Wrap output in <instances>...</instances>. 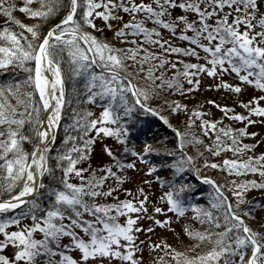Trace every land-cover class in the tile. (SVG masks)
Here are the masks:
<instances>
[{"label":"snow or ice","instance_id":"obj_1","mask_svg":"<svg viewBox=\"0 0 264 264\" xmlns=\"http://www.w3.org/2000/svg\"><path fill=\"white\" fill-rule=\"evenodd\" d=\"M45 2L47 7L43 6ZM29 3L30 0H25L21 10L30 17H47L56 10V7L60 6L59 0H55V3L53 0H41L39 9L28 7ZM177 3L179 8L194 13L195 19L189 20L185 15H178L173 19L169 10L177 6ZM262 5H264V0H179V2L178 0H151L149 3H145L144 0H139V2L137 0H119V2L117 0H68V10L63 19L49 28L42 39H39L40 33L36 30L37 25L23 24L18 19L14 20L15 24L26 28L33 39L37 40L36 46L22 32H13L7 26L0 29V39L7 41V43L0 44V70L7 71L10 65H14L28 72V76L23 81H13L5 87H0V125L4 126L0 128V137H3L0 139V170H2L0 179L3 181L0 190L6 189L11 193L14 188L19 187V191L14 195L0 200V213L17 209L18 205L26 206L25 211L0 219V233L4 236V239L0 241V249H4L8 244L15 245L14 259H10L7 255H0V264H18L19 261H23L24 264H38V260L41 259L45 264H88L89 258L95 257H106L108 260L118 258L128 264H140L141 257L134 255L139 249L133 243L137 241L133 233L139 232L143 226H135L137 216L128 215L123 224L117 222L116 217L121 213H147L145 206L147 196L137 201L124 199L116 203L96 202L95 197L111 195L113 192L112 188L101 190L100 186L105 183V177L115 176L116 187H119L125 177L116 175L110 167L104 171L103 176L96 175L95 170L87 177L81 175L86 169L75 167V165L79 159H87L86 150L91 151L92 137L84 139L82 135L83 142L77 144L75 143L76 137L65 136L66 146L63 151L57 153L56 157L58 161L56 167L62 168V177L58 187L49 188L54 201L44 214L37 217L35 209L39 207V204L35 200L26 201L24 199L27 194L37 191V185L44 187L37 180L38 176L51 173L48 156L52 144L49 141L55 140L54 129L60 121L62 107L65 103V71L70 73L72 78L81 76L87 78L84 87L88 93V101H93L96 97L105 101L101 105L102 111L98 119L88 120L82 125L81 121L84 118L77 117L76 127L81 128L85 134L94 129L96 133H103L105 136L115 135L118 140H124L129 130L124 127L120 118L130 114L132 110L127 93L131 94L135 105H139L148 112H153L154 109L148 107L146 101L154 89L163 87L165 84L169 87L173 84L179 87L175 76L171 80H164L162 73L161 76L155 75L157 69H162L165 64V57L162 53H185L197 56L199 59L195 48L173 47L168 44V41L162 37L158 26L197 45L206 53L205 59L211 66L201 63H185L183 72L179 73L185 79L194 74L189 69L198 70L195 71L197 76L200 71H205L212 76L216 73L217 67L224 71L230 68L241 81L254 84L256 88L264 90V11H260ZM14 6L5 3V0H0V13L5 14L8 20H13L11 12ZM99 8L103 10L95 11ZM78 9H82L79 19L76 18ZM121 10L128 13L131 18L116 30V35L120 37L131 35L133 40L130 43L135 45L134 47L117 49L90 32L82 30V24L96 27L93 23V13L95 17H101L107 22L110 18L120 19L116 13ZM137 13L143 15L138 18L135 15ZM230 15L232 16L231 21H229ZM213 17H215V22L209 23L210 18ZM148 20L152 21L153 27L146 26ZM181 24L182 28L177 31ZM241 25L244 26L243 29ZM108 27L111 28L112 25L108 24ZM187 30H191L192 34H186ZM137 35L142 41L160 47L162 52L153 53L144 48L143 44L137 45L134 39ZM22 40L23 43H21ZM202 40H207L208 43H203ZM213 41H216L214 45ZM64 51L68 53L66 67H62L61 63ZM126 60L132 61L133 66L129 67L125 63ZM28 62H34V64ZM145 64L148 67H143ZM94 65L102 70L100 72L92 70ZM169 67H176V64H169ZM138 73H143L147 87H139L133 83L138 78ZM157 79H160V84L155 83ZM189 82L193 84V87L198 84V81L189 80ZM221 85L239 91L238 86L229 85L225 81L216 87ZM26 86L34 88V91L39 94L38 102L33 99V91L27 90ZM9 96L16 99L15 105L9 101ZM259 99H264V97H253L248 103L251 104ZM17 105L22 107L18 108ZM121 107L124 109L123 112L118 111ZM182 107L184 106L177 104L172 111L175 112ZM218 107L223 108L226 114L230 111L226 105ZM41 109L47 110L45 113L46 127L43 126L45 121L41 119ZM248 112L264 115V107L256 104L254 107H248ZM86 115L90 116L91 113H86ZM196 115L200 113L197 111ZM233 116L237 120L254 122L240 113H233ZM161 119L167 123L165 117ZM105 122L111 124L120 122V125L105 127ZM191 123L192 120L189 118V124ZM25 124L29 125L27 129L24 128ZM98 124L100 127H96ZM11 125H16V127L13 128ZM201 125L207 128L215 127L212 121L201 120ZM220 131L232 134V143H223L221 146L220 138L217 136L215 145H205L208 148L215 147L213 155L220 152L222 148L230 149L235 153L253 147L252 144L237 143L240 136L255 135V133L246 132L243 127ZM26 132L31 135L25 134ZM33 135L35 137L34 146L31 152H28L23 147V142L32 140ZM176 135L179 138L178 147L181 149L185 143L199 142L198 137H192L191 140L182 138L190 134L177 131ZM68 141L73 142L74 146L68 147ZM105 151L112 155L106 145ZM151 151L156 150L145 144L143 152ZM133 154L141 155V157L143 155ZM176 156L177 159L171 163V167L176 170L175 174L182 173L184 169H191L200 180L212 186L215 202L211 207L219 209L225 204L227 207L221 221L219 218L214 219L210 210H201L196 204H191V208L195 210L194 214L201 219V222L207 220L214 228L219 227L222 222L225 226L219 232L193 231L185 226V231L189 236L200 242L208 240L211 247L193 257L184 256L175 249L171 254L178 260L183 256L182 264H264V233L254 231L244 223L242 217L232 210L233 205L227 202V198L223 196L215 180L199 175V170L191 164L193 156L182 152H177ZM145 162L142 158L141 163ZM114 163L117 168L135 167L132 163L124 165L116 160ZM203 163L212 168H223L235 175L258 173L264 177V152L255 156L249 155L244 160L225 157L221 164L207 159ZM157 167L158 165L152 164L147 167L146 171L153 173ZM69 173L79 177L81 183L70 182ZM157 179L161 184H165L160 177ZM167 186L168 191L163 193L161 199L166 200L168 208L153 207L152 211L154 213L173 211L182 214L189 205L182 203L179 198L180 193L190 185L177 184L169 180ZM234 187L239 191H234L233 195L237 197V202L241 203L244 200L243 193L247 189L264 188V182L254 179L243 180L239 183L234 182ZM138 191L143 192V189H138ZM85 213L92 218H87ZM25 215L32 217V224L24 225L23 228L14 231H5L10 224L18 225ZM219 216L220 213L217 212V217ZM153 219L156 225L161 226H164L168 220L167 217L164 220ZM77 228L88 236L87 240L76 231ZM37 230L42 233L40 239L33 236V232ZM144 231H151V229L145 228ZM63 236L71 238L68 244L63 245V248L79 249V262L61 249L60 239ZM121 240L124 242L121 243ZM151 246L159 247V245ZM164 247L171 246L165 244ZM247 250H250V254L245 259ZM57 255H59V260L54 259Z\"/></svg>","mask_w":264,"mask_h":264},{"label":"trees","instance_id":"obj_2","mask_svg":"<svg viewBox=\"0 0 264 264\" xmlns=\"http://www.w3.org/2000/svg\"><path fill=\"white\" fill-rule=\"evenodd\" d=\"M145 1V0H144ZM55 3V0H53ZM151 0L145 1V3H149ZM179 2V0H178ZM5 3L8 4H13L15 5L12 8V17L14 18L13 20H8L7 16L3 13H0V29L3 27L7 26L9 30L13 32H22L24 36L33 43L34 46L37 44V40L33 39L31 36V33L27 31L26 28L20 27L19 25L14 23V20L18 19L20 20L23 24H34L37 25V31L40 33L39 39H42L43 35L46 34L47 29L50 25L56 24L59 20H61L65 13L67 12V4L68 0H59L60 6L56 7V10L52 12L51 15L47 17H30L27 15L26 12L22 11L21 8L25 3V0H5ZM44 7H47V3L43 5ZM28 7L32 9H39L41 8V0H30V3L28 4ZM102 8L96 9L95 11H102ZM260 11H264V5L261 6ZM82 13V9H78V12L76 14V18L79 19V15ZM170 16L174 19L178 15H185L189 20H194L195 19V14L192 13L191 11H185L184 9L179 8L178 3L177 6L171 8L169 10ZM117 16L120 17V19H109L107 22H105L101 17H95V13H93V23L96 25L95 28L88 26V25H83L82 22V30L90 32L92 35L96 36L100 40L106 41L108 37H110L111 41L108 42L111 44L114 48L117 49H124L126 47H134L135 45L131 44L130 41L133 40V37L131 35H128L126 37H120L116 35V30L121 27V25L129 20L131 17L128 13H124L122 10L118 11L116 13ZM138 18L141 17L140 13L135 14ZM232 16H229V21H231ZM215 22V17L210 18L209 23H214ZM198 23V21H197ZM254 23V21H253ZM108 24H111L112 27L109 28ZM146 26L147 27H153L152 21L148 20L146 21ZM159 31L162 35V37L167 40L168 42L170 41L166 37L168 36L167 33H171L168 29L163 28L162 26H158ZM243 25H241V29H243ZM182 28V24L179 26L177 29ZM258 30V29H254ZM167 32V33H166ZM186 34L191 35V30H187ZM171 36L173 39H176V35H173L171 33ZM176 37V38H174ZM179 37V36H178ZM136 44H143L144 48H147L149 51L153 53H161L162 49L158 46H154L150 43H146L140 39V36L137 35L135 38ZM259 39V38H257ZM201 42L203 43H208L207 40H202ZM216 41H213L212 44L214 45ZM7 43V41L0 39V44ZM23 43V40L21 41ZM82 44V43H81ZM166 46V45H165ZM168 46V45H167ZM166 46V47H167ZM171 46L173 47H192L197 50L198 57L197 56H192L190 54H185V53H173V52H165L162 53L165 57V64L163 66H168L169 64H176V67H173L175 69V76L176 80L178 81L179 87L177 88L175 84H173L172 87H169L167 84H165L163 87L156 88L154 89L151 94L149 95L146 103L148 107L154 109L153 112H148L145 109H142L139 107V105H135L133 98L131 97L130 93H127L126 95L128 96L129 100V105L132 106V110L130 114L128 115H123L120 118V121L123 122L124 127L128 128V139H136V135L138 134L136 129H139V135L144 134V137H151V138H157V136L161 135L164 138H167L166 143L172 142L170 139L173 138V134L169 130L164 129L163 126H173L177 131H179L182 134H190L182 137L185 140H191L192 137H198L199 142H193V143H187L189 146L186 147V143L184 144L183 147L187 148V150H191L190 148H193L194 150L190 151V156H198L197 152H199L200 160L199 162L196 161V159L191 161V164L199 170V175L201 176H208L211 177L213 180L217 182V184L220 186L221 193L224 195H227L228 202L233 205L232 210L235 211L238 215H240L243 219L248 218V214L244 213V210H238L237 206H234V204L231 201L230 198V193L233 190L239 191V189L234 187V182L239 183L243 181L244 179H248L247 177H251L250 179H254L258 182H264V177H261L258 173H243L241 175H235L234 173H230L223 168H219L217 171V168H212L210 165V169H207V166L204 165L203 161L205 159L209 161H214L217 164H221L224 160L225 157L228 159H240L244 160L247 159L249 155L255 156L258 155L259 153L264 152V146L260 151H257L254 146L255 143H253L248 136H240L239 141L237 143H245V144H252L253 147L251 149H246L241 152H233L230 149H223L213 155V152H215V147L208 148L205 147V145H215L216 144V137L219 136L220 138V143L221 146L223 143H232L231 140V135L232 134H225L222 133L220 128L226 127L227 124H219L217 126L215 124L214 128H211V130H214L218 128V133L216 132L214 134L213 138H207L206 133L208 131L207 127H202L201 125V120H198L195 115L196 112L198 111L200 115H202L204 121H212V122H217L216 120H221L223 121L222 116L219 113H212L211 110H213V105L212 100L209 98L208 93L212 90V85H220L222 82V76L216 73L212 76H209L207 72L205 71H200L199 75H195V71L198 70H192L189 69L190 72H193L194 74L188 78L185 79L183 75L179 74L183 72V67L185 63H201L205 64L206 66H211L209 62L205 59L206 53L203 51V49H200L197 45L191 44L189 41L183 40L181 38H177L176 41H171ZM86 47V46H85ZM142 51V50H140ZM63 59L61 61L62 67H66V61L68 60V53L67 51H64L62 53ZM89 56H91L89 54ZM139 59V56L137 57V60ZM28 63H33L34 62H28ZM126 64L129 65V67H132V61L126 60ZM138 66V65H137ZM227 64H225V67ZM143 67H148L147 64H145ZM96 72H100L102 70L100 67L93 66V69ZM243 74V73H241ZM236 75V73H235ZM28 76V72L25 71L24 69L15 67L14 65L9 66V70L4 71L0 70V87H5L6 84H11L13 81H23L26 77ZM157 76H161V74L157 73ZM166 78H163L164 80H171L172 77L170 75H166ZM214 77V78H213ZM238 78V77H237ZM250 78V77H249ZM86 77H75L72 78L70 73L65 71V88H66V94H65V103L62 107V115L60 118V121L57 124L56 130H55V140L52 141V147L49 149V156H48V162H49V167L51 168V173H45L43 176H40V182L44 185V187H38V191L34 197L28 200H35L38 204L39 207L35 209L36 216L39 217L42 214H44L48 208L49 205H51L54 201V197L52 196L51 192L49 191V188H56L60 184V180L62 177V168H57V153L61 152L64 150L66 146L65 142V136L71 135L76 137L75 143L79 144L82 143L83 141L81 140V136H84V139H87L88 137H92V143L90 145L91 151H87V159H79L78 163L75 165V167H80L86 169L81 175L87 177L89 174L95 170L96 175L98 176H103L104 171L110 167L112 172H115L116 175L118 174L117 171L127 172L123 168H117L115 166L114 160L119 161L120 163L127 165L128 163H124V159H119L116 155L112 153L108 157V161L105 163H101L100 165H93L92 162V155H93V150L96 145H100V136H102L103 133H96L95 130L87 131L86 134L81 130V128L76 127V122H77V117H83V121H81V124H86L88 120L91 119H98L99 114L102 111L101 105L105 102L101 100L99 97H96L93 101H88L87 100V90L85 89L84 85L86 82ZM202 79H208L210 83L206 86H202L201 82ZM251 79V78H250ZM189 80L192 81H199L198 84L193 87V84L189 82ZM133 83H136L139 87H143L142 85L145 84V80L143 79V73H138V78L133 81ZM156 84H160L161 81L160 79H157L155 81ZM247 83V82H246ZM248 84V83H247ZM246 85V84H245ZM254 85V84H253ZM14 86V85H13ZM255 86V85H254ZM27 87V86H26ZM221 87V86H220ZM23 90V89H22ZM27 90H32L33 91V99L35 101H39V96L38 93L34 91V88L32 87H27ZM191 90H193L194 93H189ZM198 91L203 92L204 94L201 97L204 98H198L196 96V93ZM7 95V92L5 93ZM185 94L189 95L191 99L186 103L182 108H178L179 110H184L182 111L186 117L181 118L178 116L179 120L177 121L178 124H176L174 121L170 120L171 117L174 115H178L181 113V111H172V108L175 107L177 104H180V100H182L183 96ZM206 94V96H205ZM9 101L12 104H16V99L12 96H9ZM238 98V97H237ZM238 102L237 104H242V99H237ZM144 102V101H142ZM190 102H192L190 104ZM17 107H22L21 105H17ZM192 107V112H191V120L194 123L189 124V113L188 110L189 108ZM123 107H121L118 111L123 112ZM42 109H41V116H42ZM86 113H91L90 116L86 115ZM161 117H165L167 120V123L165 120L161 119ZM186 118L188 119L187 124L185 123ZM197 121V124L195 123ZM107 126L105 127H118L120 125V122H117V124H111L109 122H105ZM3 125H0V128H3ZM11 127L15 128L16 125H11ZM29 125L25 124L24 128L27 129ZM96 127H100V125H96ZM231 129H239L237 126H231ZM228 128H225L227 130ZM213 133V132H212ZM25 134L31 135V133L26 132ZM264 136H260L259 138L255 139V141L259 142V140L263 139ZM261 138V139H260ZM0 139H3V137H0ZM34 141L35 137L33 135V139L29 141H24L23 142V147L25 148L26 151L31 152L33 146H34ZM114 141L116 144H118L121 140H118L116 137L114 138ZM208 142L205 144V142ZM160 142V139H159ZM114 143V144H115ZM161 149L155 151L156 153L154 154H147V155H141L139 156V161L143 158L145 163L148 165L156 164L158 167L154 170L153 173H149L150 176L155 178L159 184L160 181L157 179V177H160L165 181V184H161L160 186L164 188V186H167V181L172 180L177 184L184 183L190 185L189 188H185L183 192L180 193V199L182 203L188 204L189 207L186 208V210L182 213L188 214L190 218L194 217V222H196V231L199 232H204L205 230L209 232H219L223 230V227L225 226L223 222L219 227H212L210 225V222L207 220H204V222H201V219L197 218V216L194 214V209L191 208V204H196L201 210H210L213 214L214 219H221L223 217V213L227 207V204L221 205L219 209L212 208L211 205L215 202V196L213 194V189L210 184H203L202 182L197 181L192 173L191 169H184L182 173L175 174L176 170L171 167L172 161L177 159L176 153L178 150L176 149L177 145L174 143H168V144H163L161 141ZM68 147H72L73 142L68 141L67 142ZM235 147V145H233ZM112 152V151H111ZM164 165V166H163ZM170 165V166H169ZM204 166V167H203ZM169 167L168 171L167 169ZM127 169L128 167L125 166ZM163 170H165L168 173V176H164ZM2 172V170H0ZM124 174V173H123ZM175 174V175H174ZM198 177V176H197ZM105 183L100 186L101 190L104 191L107 188H112L113 192L111 195L107 196H97L95 197V200L97 203H116L121 200H119V196L116 195L115 193L118 194L120 192H129L125 188L120 187L121 183L125 181L123 179L119 187H116L117 181H114L115 176H110V177H105ZM69 180L72 183H81V180L79 177H77L73 173H69ZM76 181V182H75ZM3 181L0 179V186H2ZM19 191V187H16L12 190L11 193L7 192L6 189L0 190V200L6 199L9 195H14L15 192ZM245 192H249L247 189ZM244 192V193H245ZM243 193V194H244ZM232 194V193H231ZM256 194V196H255ZM261 194V195H259ZM233 195V194H232ZM252 197L248 199L247 204L250 205L251 207H256V208H264V188L259 189L258 192L254 193V195H251ZM87 199V197H85ZM27 201V200H26ZM239 207V206H238ZM26 206L25 205H18L17 209H11L8 210L7 212L0 213V219L6 218L8 216L13 215L14 213L17 212H22L25 211ZM240 208H242L240 206ZM239 208V209H240ZM114 211V210H113ZM217 212L220 213V216L217 217ZM176 213V212H174ZM126 214L121 213L116 217V220L118 221L119 218L124 217ZM181 215V214H180ZM187 217V216H186ZM190 222L192 227L194 228V222ZM33 220L30 215H25L20 221L19 224H10L6 227L5 231H9L13 228L17 230L18 228H23L24 225H30L32 224ZM198 222V223H197ZM188 223L185 224L187 226ZM184 226V227H185ZM259 226H264V223L259 224ZM185 229V228H183ZM263 229V228H262ZM254 230V229H253ZM80 235L83 236V238L86 240L88 239V236L84 235L80 229H76ZM260 231V230H259ZM264 233V232H262ZM33 236L36 239H40L42 236V233H40L38 230L33 232ZM65 238L69 239L70 237L64 236ZM192 240L194 242V245L189 248L187 251L185 250V254L188 257H193L198 254H200L203 251H206L208 248L211 247V243L208 240H205L203 242L198 241L197 239L192 237ZM63 245L60 241V246L63 251H65L68 255H71L74 259H76L73 254H71V249L70 248H63ZM153 245V244H152ZM78 249V248H77ZM79 250V249H78ZM178 251V250H176ZM182 252V249L179 250ZM149 252L150 255H153L154 258L157 257L156 260L153 261L151 264H181L179 260L175 259V257L171 254L172 249L171 248H161V247H152L151 245L149 246ZM250 253V250H247L246 256ZM165 254H168L169 256H163ZM0 255H5L4 250L0 249ZM185 256V255H184ZM54 259L59 260V255L55 256ZM77 260V259H76ZM38 264H45V262L41 259L38 260Z\"/></svg>","mask_w":264,"mask_h":264},{"label":"rangeland","instance_id":"obj_3","mask_svg":"<svg viewBox=\"0 0 264 264\" xmlns=\"http://www.w3.org/2000/svg\"><path fill=\"white\" fill-rule=\"evenodd\" d=\"M145 1H148V0H145ZM117 2H119V0H117ZM137 2H139V0H137ZM142 15L143 14L140 13V16ZM167 34L168 36L166 38L170 40L168 42V44L170 45H171V41H176L177 38H179L176 35L177 38L174 37L176 39H173V37L171 36V33H167ZM106 41L110 42L111 41L110 37H108ZM158 71L160 74L161 73L163 74V78H166L165 77L166 75H170L171 77H173V75L175 74V69L173 67H169V65L163 66L162 69L158 68L155 73L156 76H157ZM217 73L222 76V79H223L222 81H225L229 85H232V86H238L239 91H235L232 87L225 88L222 85L221 87H216L215 84L212 85V90L210 91V93H208L209 98L212 100L211 105H213V110H211L212 111L211 114H213L214 112L219 113L222 116L223 121H224L222 122L221 120H216L217 122H215V124L217 126H219V124H224V123L227 124L226 127L224 126L220 129H225V128L229 129L231 126L233 127L237 126L239 128L241 127L245 128V131L248 133H255L254 136L253 135H243V137L248 136L247 138H249L251 141L253 140L252 142L255 143L254 148L257 151H260L262 147L264 146V137L263 139L260 138L261 140H259V142L255 141V139L259 138L260 136H264V115L249 114L248 107H254L256 104H259L260 106L264 107V99L256 100L251 104H249L248 102L252 100L253 97H264V90L256 88V86H254L253 84H247L245 81H241L239 78H237L238 75L237 74L235 75V73L232 72L230 68H228L227 71H224L223 69L218 67ZM250 78L253 79V77H250ZM199 83H201L202 86H206L210 83V81L208 79H204V80L202 79V81ZM142 86L147 87L148 85L143 84ZM189 93H194V92L193 90H191ZM203 94H204L203 92L198 91L196 93V96H198V98H204V97H201ZM183 96H185V94ZM189 99H191V97H189V95H186L185 97L182 98V100H180V104L183 106L187 105L186 103L189 101ZM237 99H242L243 103L237 104L238 102ZM191 103L192 102H190V104ZM220 105L228 106L230 111H228L226 114L223 108L218 107ZM245 105H247V107ZM177 110L181 111V113L178 115H174L170 119L174 121L176 124H178L177 121H175V120H179L178 116H180L181 118L186 117L185 114L182 112L184 110H179V109ZM191 112H192V107H190L188 110L189 117L191 115ZM43 113L44 112H42V115ZM233 113H240L241 115L248 117V119L254 122L248 123L247 120H237L234 118ZM195 117L198 120H203L202 115H195ZM187 122H188V119L186 118L185 123L187 124ZM195 123L197 124V121H195ZM104 125L107 126L106 124ZM162 127H164V129L166 130H169L171 134H173L174 139H170V141L172 142H168V143H173L174 141V143L177 145L176 149L178 150V152L187 153L189 155L190 151L194 150L193 148H190L191 150H187V148L185 147H183L182 149L178 147L179 138L176 135L177 130L173 126H170V129H169V126L166 127L162 125ZM55 130L56 128L54 129V131ZM214 130L218 133V128ZM214 130H211V128H208V131L206 133V137L208 139L214 137V134L216 133ZM136 131L138 133L136 135V139L134 140L128 139V136L125 135V139L121 140L118 144H116L114 141V138L116 137L115 135L105 136L102 134V136H100V145L99 144L98 146L96 145V147H94V150H93V155H92L93 165L94 164L100 165L101 163H105L106 161H108V157L110 155L108 154V152L105 151V145L119 159H122V160L124 159L123 161L124 163L135 164L134 168L128 167L126 169L125 167L124 168L122 167L124 170L127 171V172H123L124 174L122 173V170L117 171L118 176L125 177V181L121 183L120 187L125 188L129 192H120L118 194L115 193V196L118 195L119 200L132 199L133 201H137L139 199H142L144 196H147V203L145 205L147 208V213H128L124 217L119 218L117 221L120 224H123L127 220L128 215H133V216L138 217V219L136 220L135 226L137 227L143 226L141 227V230L139 232L133 233L137 237V241H134L133 243L135 244L136 248L139 249V251L135 252L134 255L141 257L140 264H151L153 263L154 260L157 259V257L154 258L153 255H150L149 246L152 244L159 245V247L161 248H165L164 245L168 244L171 246L169 248H171L172 250L173 249L178 250L177 252H180L179 250L182 249V252L180 253H183V255L186 256L187 254H185V250L187 251L189 248H191L194 245V242L192 240V237L189 236L187 232L185 231V229L183 228H185L184 227L185 224L188 223L187 225L188 229L196 231V225H195L196 222L193 221L194 217L190 218L188 214H186V212L180 215V214L174 213L173 211H167V212H161V213H154L152 211L153 207L168 208L166 200L161 199V197L163 196V193L168 191V186L165 185L164 188L163 186L161 187L160 186L161 184H159V182L155 178L150 176L149 173H147L146 171L147 167H150L151 165L150 164L148 165L147 163H141V161H139L140 155L133 154V153L143 154V155L154 154L156 153L155 151L144 153L143 152L144 145L148 144L151 146V148L157 151L161 149V145H162L161 141L163 142V144H168L166 143V140L168 139L164 138L161 135L157 136V138L155 139L151 137L145 138L144 134L139 135V129H136ZM126 134L128 135V132ZM159 139H160V142H159ZM49 142L52 143V141H49ZM206 143L208 142L206 141L205 144ZM186 147L189 148L187 143H186ZM195 159L196 161L199 162L200 156L199 155L196 157L194 156V160ZM168 169L169 167H167V169L165 170L168 171ZM207 169H210V167L207 166ZM218 169L219 167L216 169V171ZM165 170H163V174L164 176H168V173ZM247 178L249 179L251 177H247ZM248 179H244V180H248ZM114 181H116V179H114ZM39 182H40V176H39ZM138 189H143V192H139ZM248 190L249 192H245L243 194L244 200L241 203H238L237 197L232 195L233 192L236 190H233L231 192L232 194L230 193L229 195H230L231 201L234 204V206L238 205L239 206V207L237 206L238 210H244L243 212L248 214L247 215L248 218L246 219L242 218L244 223L247 224L252 229H254V231L262 233L264 232V226H259V224L264 223V208L251 207L250 205L247 204L248 199L252 197L251 195L252 194L254 195V193L259 191V189L249 188ZM224 197L227 198V195H224ZM227 202H228V199H227ZM240 206L242 208H240ZM85 216L87 218H92V217H88L86 213H85ZM165 217H167L168 220L164 226L155 224V220L153 218L164 220ZM192 221L194 222V228L192 227L190 223ZM145 228H150L151 231H144ZM14 230L15 228L9 231H14ZM3 239H4L3 233H0V241H2ZM60 241L62 244L69 243V239L65 238L64 236L61 237ZM123 242L124 241L121 240V243ZM113 247H115V245H113ZM70 249H71V254H73V256L79 262V257H80L79 250L74 247H71ZM3 250H4L5 255H7L10 259H14L15 245L8 244L5 246ZM121 250L123 251V249ZM163 256H169V255L165 254ZM175 259L177 258L175 257ZM245 259H247V257ZM182 260H183V256L179 258V261L181 264H182ZM101 261H102V264H128V262L122 261L118 258H113L111 260H108L106 257L89 258L88 264H101ZM18 264H24V262L19 261Z\"/></svg>","mask_w":264,"mask_h":264},{"label":"water","instance_id":"obj_4","mask_svg":"<svg viewBox=\"0 0 264 264\" xmlns=\"http://www.w3.org/2000/svg\"><path fill=\"white\" fill-rule=\"evenodd\" d=\"M59 23V22H58ZM58 23H56V24H58ZM55 24V25H56ZM53 26H51L50 28H52ZM47 74V73H46ZM45 113H46V111L44 110V113H43V116H42V120H44L45 119ZM37 180L39 181V176L37 177ZM38 186L39 185H37V190H38ZM37 192V191H36ZM36 192L35 193H30V194H28V195H26V197H24V199L25 200H28V199H30L31 197H33L35 194H36Z\"/></svg>","mask_w":264,"mask_h":264},{"label":"bare ground","instance_id":"obj_5","mask_svg":"<svg viewBox=\"0 0 264 264\" xmlns=\"http://www.w3.org/2000/svg\"><path fill=\"white\" fill-rule=\"evenodd\" d=\"M45 111H47V110H45ZM44 121H45V124L43 126L46 127V123H47L46 117H45Z\"/></svg>","mask_w":264,"mask_h":264}]
</instances>
